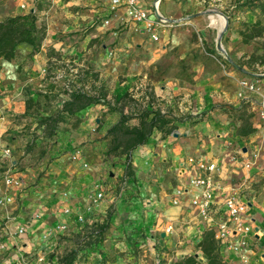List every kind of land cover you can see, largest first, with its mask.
<instances>
[{"label": "crops", "instance_id": "obj_1", "mask_svg": "<svg viewBox=\"0 0 264 264\" xmlns=\"http://www.w3.org/2000/svg\"><path fill=\"white\" fill-rule=\"evenodd\" d=\"M37 1L48 4L49 14L36 9ZM156 1L158 12L174 21L159 30L157 41L143 29L137 30L133 22L123 28L120 17L104 24L103 19L110 15L109 0H0V20L37 10L38 23L45 26V37L37 52L29 54L30 48L21 45L13 59L0 61V154L5 147L11 149L10 157L0 163V182L10 161V170L22 181L21 187L14 190L15 203L0 207L6 209L3 217H8L0 222V241L3 238L1 242L6 245L0 247V263L21 253L29 254L36 247L38 235L59 222L68 223V218L83 211L92 222L103 217L110 221L101 247L110 261L104 264H124L118 253L125 250H136V264H152L155 248H163L164 253L174 249L159 264H175L178 256H200L196 243L207 229L191 204L201 191L189 183L197 173L196 165L188 161L192 157L217 164L214 193L218 206L232 186L241 184L247 205L245 219L252 227L246 246L249 264H264V120L257 111V104L264 100V73L240 63L251 50L242 40V22L252 24L258 20L257 10H231L233 0H137V4L153 19ZM211 11L227 17L223 37H219L217 23L211 21ZM120 16H124L123 11ZM92 21L95 24L91 25ZM193 31L201 34L208 46L218 45L227 61L224 65L213 61L211 67L207 61L198 62L192 82L174 77L159 82L155 95L161 109L174 120L173 132L154 129L148 140L131 152L127 166L124 156L106 155L105 134L118 121L119 112L92 104L76 113L81 118L78 126L59 133L58 144L49 150L50 162L34 166L24 157L25 166L19 164L27 150H19V139L8 133L14 125L11 116L24 111L28 94L33 96L48 85L45 70L50 49L61 58L84 56L101 73L127 75V80L111 88L120 95L134 83L135 75L136 84L141 86L144 80L139 76L146 67L173 46L185 47ZM98 42L101 51L96 50ZM243 77L253 81L257 91L241 87L238 82ZM239 89H243V98L238 97ZM79 144L83 155L72 160L73 148ZM254 151L258 152L257 158L246 166ZM110 161L116 162L114 168L108 165ZM126 170L129 174L124 177ZM117 176L124 181L117 196H111L114 184H105L112 190L86 212L94 182H117ZM33 205L42 207L38 211L41 218L33 219L38 213ZM111 205L116 209L107 213ZM68 207L73 209V217L64 214L63 209ZM23 223H30L26 234L10 233ZM169 226L171 230L166 231ZM216 243L225 264H242L239 255L222 251ZM148 249L152 252L145 259ZM116 253L117 259L112 262ZM90 264L100 263L94 258Z\"/></svg>", "mask_w": 264, "mask_h": 264}, {"label": "rangeland", "instance_id": "obj_2", "mask_svg": "<svg viewBox=\"0 0 264 264\" xmlns=\"http://www.w3.org/2000/svg\"><path fill=\"white\" fill-rule=\"evenodd\" d=\"M231 10H237L238 12L244 11L245 9H253L257 10L258 20L254 23H248L243 21L242 22V29H241V36L242 40L251 47L249 54L240 60V63H244L248 66V68L252 71H261L264 73V0H233ZM36 9L37 10H45L46 14H49V10L51 8L48 4L41 3L40 1L36 2ZM246 7V8H245ZM37 15L38 12H37ZM228 16V15H226ZM39 18V16H38ZM227 18V17H225ZM39 20V19H38ZM103 19V23H104ZM92 21L91 25L95 24ZM226 23V20H225ZM105 24V23H104ZM227 25V24H226ZM87 27H82V30H85ZM90 28H95L91 26ZM90 28H88L90 30ZM226 28V27H225ZM119 30V29H116ZM121 30V29H120ZM243 31V34H242ZM118 32L115 31V34ZM225 34L224 32L221 34L223 37ZM246 36V37H245ZM112 49L115 50V47L112 46ZM219 47L216 46H208L205 44V41L201 37V34L193 31L190 38L188 39V44L183 47V45L173 46L172 48L168 49L164 56L157 60L156 62H152L150 65L146 67L144 72H142L139 77H142L144 82L142 85L139 86L137 82L136 84V75L133 77L134 83L130 85L129 89H125L120 95L117 93L112 92V87L117 83H121L123 80H127V75L125 74H117L116 77L114 74H104L92 66L91 62L84 56H76V57H63L60 59H52L50 62L51 66H53L52 70L54 71L47 74V67L49 64L46 65L45 76L48 80V85L44 90H38L34 92V95L31 96L33 98L32 106L27 109L26 107V99L25 98V109L23 112L15 114L11 116L12 123V131L8 130V133H11V136H15L13 139H19V143L21 144L18 149L20 150H27V153H23L20 157L22 158L20 161V165L25 166L24 157H27L26 160L30 163V165H37L40 162H50L52 159L50 157L51 149L58 144L57 137H59L60 132L68 131L72 128L78 126L81 121L79 116L75 117H66L63 121L58 125V129L55 132V135L51 138H45L42 136L43 134V126L39 124V118L41 115H47L56 113L62 106L63 99L68 95V91L72 90L76 87H83L85 90H91L98 93V95H103V97L107 96V101H111L112 103H117L119 107L126 104L125 110L135 112L136 108H143L146 106L150 107H160L161 108V101L155 95L156 86L159 84L161 80H165L166 78H177L183 79L187 82L193 81V76L196 74V65L200 61H207L208 67L212 66V62H219V64H225L226 57H223L224 54H220ZM96 50L101 51V42H98L96 45ZM219 51V52H218ZM102 59V58H99ZM2 61V60H1ZM9 61V60H7ZM103 61V60H102ZM217 62V63H218ZM50 66V67H51ZM114 76V77H113ZM253 75L251 76V78ZM247 78H250L247 76ZM239 80L238 84L241 86L240 82L244 80ZM117 81V82H116ZM242 87V86H241ZM240 87V88H241ZM238 97L244 96L243 89H239ZM41 93V94H39ZM129 93L128 97H125L124 101L122 100L123 95ZM101 105V104H96ZM258 105V104H257ZM103 106V105H101ZM106 109V108H105ZM199 115V114H196ZM79 119V121H78ZM130 123H135V119H132ZM64 130V131H63ZM12 139V140H13ZM27 145V146H26ZM79 145H76L74 149L79 148ZM50 150V151H49ZM47 152V153H46ZM115 161H110L108 165L114 168ZM18 164V166H19ZM20 169V168H19ZM21 170V169H20ZM42 174V173H40ZM113 174V172H112ZM127 174V170L124 173V177ZM116 179L120 178L117 182H109L105 183L102 179L100 183L103 184L104 187V197L109 193L110 188H105V184H114L113 191L111 192V196H117L118 191L120 188H123V178L122 176L115 177ZM96 182H94L95 184ZM93 184V188H94ZM112 190V189H111ZM93 189H90L89 199L93 194ZM108 192V193H107ZM103 197V199H104ZM102 199V200H103ZM100 200L96 206L102 201ZM89 203V202H88ZM38 204V203H36ZM95 206V205H94ZM93 206V207H94ZM35 207V212H38L42 209L39 205ZM116 207L109 206L107 208V213H111L115 211ZM34 212V213H35ZM40 213V212H38ZM6 214V209L0 208V222L7 220L8 217L5 218L3 215ZM2 217V218H1ZM42 216L38 217L37 219L41 218ZM71 220V221H70ZM74 219L70 217L68 218V225L71 231V234H64L60 235L59 233L55 232L54 235L51 237L43 239L45 232H42L38 235V239L36 240L37 244L33 251L29 253V255L33 252L42 251L45 253L46 258L49 260L50 264H60L59 260L56 258L63 255L66 251L70 249H77L79 250L76 254L75 262L78 264H90L94 261V258L97 259V255L94 253V244L97 240H104V231L105 228L109 225V219L103 217L102 219L97 220L96 222H91V228L87 229L84 227V224L77 223ZM92 221V220H91ZM10 222V221H9ZM67 222V221H66ZM70 222V223H69ZM54 226V225H53ZM103 229L101 232V236L98 235L99 228ZM85 232L82 235V232ZM88 231V232H87ZM17 236V235H15ZM2 235H0L1 239ZM160 237L157 236V239ZM3 242V238L1 240ZM0 241V243H1ZM44 245V246H43ZM197 245V251L199 252L200 249ZM195 245V246H196ZM43 246V248H41ZM153 251V252H152ZM146 250L145 259H149L151 252L153 253V257L151 258L152 264L157 262L158 264L161 262H165L166 258H168L172 253H174V249H170L166 253H164L163 248H155L154 250ZM120 257L123 258L124 264H136V250H125L119 251ZM96 255V256H95ZM112 255V254H111ZM109 256V255H108ZM31 257V256H30ZM177 261H180L184 258L179 256L177 257ZM196 258L202 259V253L200 256L196 254ZM117 259V253L112 255L111 261L115 262ZM54 260L55 263L52 261ZM110 261L107 258L105 261ZM104 261V262H105ZM176 263V262H175Z\"/></svg>", "mask_w": 264, "mask_h": 264}, {"label": "built area", "instance_id": "obj_3", "mask_svg": "<svg viewBox=\"0 0 264 264\" xmlns=\"http://www.w3.org/2000/svg\"><path fill=\"white\" fill-rule=\"evenodd\" d=\"M157 3L155 2V14L156 18H151L147 12L140 8L137 4V0H109V11L110 15L104 20L105 24H109L111 19L122 18L121 26L124 28L128 23L133 22L136 24V29H143L147 32L149 37L157 41L159 39V30L162 27L171 26L174 21H170L163 17L157 10ZM34 11V10H32ZM120 11H123L124 16H120ZM241 86L249 91H257V87L254 82L248 79H244L240 82ZM157 107V106H156ZM154 107V108H156ZM151 108V107H149ZM162 110V109H161ZM165 112L164 110H162ZM258 114L262 120H264V100L258 104ZM11 149L5 147L0 154V163L5 162L10 157ZM83 153L81 148H76L71 153L72 160H78L82 157ZM258 156V152L252 153V158L247 159L245 162L246 166L252 164L253 160ZM190 163L196 165L197 173L189 179V183L192 187L200 188L201 191L198 195H195L191 199V204L196 207L197 212L201 219L204 221V228L212 231L215 240L221 246L222 251H230L234 254L239 255L242 264H249L247 255V243L248 236L252 233V227L245 219L246 202L242 199L240 191L241 184L232 186L228 193L224 196L221 205H217L215 201V182L214 176L218 169L217 164L214 161H206L203 159L195 160L194 158H188ZM84 167L87 166L86 162L82 163ZM13 167L11 161L9 163V169L2 176L0 182V207H8L15 203V193L21 187V178L14 174L10 169ZM93 194L89 199V203L85 207L86 212H90L92 207L96 205L104 197V187L100 182H96L93 188ZM178 193H181L178 190ZM72 208H64V214L72 216ZM40 213H36L33 219L40 217ZM73 217V216H72ZM73 219L79 223L84 224L87 229L91 228V220L87 219L85 212H76ZM28 225L30 223L18 224L10 233L15 235H23L27 233ZM171 227H167L166 231H170ZM55 232L60 235L71 234L69 225L66 222H59L51 229H48L43 239L51 237ZM88 232V231H87ZM85 232H82L84 235ZM103 240H97L94 244L96 255L99 263L104 264L106 259V253L101 249ZM5 243H0V247L4 248ZM44 246V245H43ZM43 246L41 248H43ZM31 256V257H30ZM50 264L46 258L45 253L42 251L33 252L30 255L18 254L15 258L9 259L7 262L0 264ZM73 264H77L74 262Z\"/></svg>", "mask_w": 264, "mask_h": 264}, {"label": "trees", "instance_id": "obj_4", "mask_svg": "<svg viewBox=\"0 0 264 264\" xmlns=\"http://www.w3.org/2000/svg\"><path fill=\"white\" fill-rule=\"evenodd\" d=\"M44 37L45 26L38 23L37 10L5 17L0 20V61L13 59L21 45L30 48L29 54L37 52L40 49ZM48 57L49 65L47 67V74L51 72L54 74L52 70L53 66L50 65V62L52 59H60L61 54L50 49ZM128 96L129 93H126L123 95L122 100L124 101L125 97ZM118 102L112 103L109 100L107 101L106 95L103 97V95H98V93L91 92V90H85L81 86L73 88L68 91V95L63 99L61 108L56 113L40 116L39 124L43 126L42 136L45 138L53 137L58 129V125L64 118L77 117L78 115L76 113L87 106L101 104L106 110L118 111L120 114L118 121L106 131V155L124 156L128 166L131 152L135 148L143 145L154 129L171 133L176 127L173 118L170 117L168 112H163L160 107L149 108L150 106H146L136 108L135 112H129L125 110V102L122 107L117 105ZM32 103L33 98L29 96L26 99L27 109L32 106ZM132 119H135V123H130ZM27 150H29V147ZM127 173L129 174V171ZM101 228L103 227L100 226L99 228V236H101L103 230ZM198 247L202 252V259H198L194 255H188L175 264H225L211 231L205 230L202 233ZM78 251L77 249L66 251L58 257L59 263L73 264Z\"/></svg>", "mask_w": 264, "mask_h": 264}, {"label": "bare ground", "instance_id": "obj_5", "mask_svg": "<svg viewBox=\"0 0 264 264\" xmlns=\"http://www.w3.org/2000/svg\"><path fill=\"white\" fill-rule=\"evenodd\" d=\"M210 18L212 23H217L218 27H219V37L221 36V34L224 32V29L226 27V23H225V18L223 17L222 14L215 12V11H211L210 12ZM218 37V39H219ZM220 42V40H219ZM220 46V43H219Z\"/></svg>", "mask_w": 264, "mask_h": 264}]
</instances>
